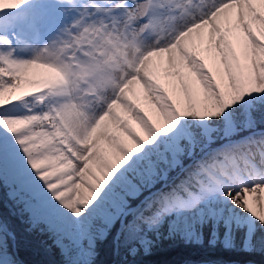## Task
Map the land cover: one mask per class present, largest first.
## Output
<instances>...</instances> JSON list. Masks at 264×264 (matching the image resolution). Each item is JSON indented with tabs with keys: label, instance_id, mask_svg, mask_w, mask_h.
Returning a JSON list of instances; mask_svg holds the SVG:
<instances>
[{
	"label": "snow or ice",
	"instance_id": "snow-or-ice-1",
	"mask_svg": "<svg viewBox=\"0 0 264 264\" xmlns=\"http://www.w3.org/2000/svg\"><path fill=\"white\" fill-rule=\"evenodd\" d=\"M261 108L264 0H0V167L65 223L86 225L131 172L141 186L128 181V194L149 193L140 221L189 216L194 224L173 230L189 241L208 223L218 239L223 225L229 249L244 230L242 247L254 251ZM183 156L194 160L188 176L152 191ZM10 238L0 219V264H18Z\"/></svg>",
	"mask_w": 264,
	"mask_h": 264
},
{
	"label": "rangeland",
	"instance_id": "rangeland-1",
	"mask_svg": "<svg viewBox=\"0 0 264 264\" xmlns=\"http://www.w3.org/2000/svg\"><path fill=\"white\" fill-rule=\"evenodd\" d=\"M238 51L239 49H237V52ZM202 54L205 56V62L208 63L210 67H213L215 74L214 62L207 58V54ZM162 83H165V86L167 87L166 79L162 78ZM170 94L173 95V99H176L175 94L171 93V91ZM202 94L203 90L201 91V96ZM140 103L141 106L149 112V115H153V113L157 111L154 106H149L143 99L140 101ZM262 116H264V113ZM136 127L138 128V125ZM262 129H264V127H262ZM256 130L259 131L261 129L257 128L256 126ZM244 135H247V133H244ZM213 147H215V145H213ZM199 155L200 152L198 150L197 158ZM183 160L187 161L186 164L193 167V158L183 156L180 158L181 164ZM181 168L182 167L174 166L170 169H167V171L161 175L160 180L156 182L155 187L151 190L156 191L157 189L167 185L170 181V172H178ZM7 169L0 167V181L5 187L7 196L19 206V209L24 213L25 220H27L29 226L40 223L41 227L49 232L51 235V242L57 247L65 263L75 264L89 261L95 252V239H102L115 222H117V227L114 236L119 235V231L124 228V234H126V238H128V236L134 230L140 228L137 223L132 222L130 225H127L128 223L124 220L125 214L127 212H130L136 216V206L140 205L141 201L144 200V197L149 194L147 189L142 188L141 192L145 193L141 196V198L134 205L127 204L128 197H134L133 195L128 194L130 191L128 181H131L132 184L137 186H141L140 177L136 173H128L127 179L114 187L112 193L107 198L104 205L93 215L88 223L86 225L80 226L74 225L72 223H65L51 214L39 211L36 208L38 201L35 198V192L27 187L22 186L14 174L11 176L8 174ZM109 183H111V181H109ZM105 187H107V185ZM97 199H99V197ZM93 203H95V201ZM125 205L130 206V208L129 210L125 211L124 215H120V210L124 208ZM152 211L154 212L155 210ZM151 214L152 213L150 212V215ZM73 219L77 218L73 217ZM190 223H195L193 218L189 216L180 217L175 214L161 218L155 228H151L149 224L142 222L143 226H141L142 231L140 236L137 239L128 238L125 241L130 244L127 248V251L128 253H133L136 251L147 252L150 248L156 247L165 241L174 240L191 243H200L205 240L206 243H218L219 245L223 246V241L225 238V229L223 225L219 226L218 239H215L213 236V227L211 223H208L203 227V233L199 241H189L188 239L184 238L183 235L173 234L174 229H180L182 231ZM239 232H241L242 246L244 230H240ZM205 233L206 238H203ZM261 237H264V232H257V247L260 246L259 240Z\"/></svg>",
	"mask_w": 264,
	"mask_h": 264
},
{
	"label": "trees",
	"instance_id": "trees-1",
	"mask_svg": "<svg viewBox=\"0 0 264 264\" xmlns=\"http://www.w3.org/2000/svg\"><path fill=\"white\" fill-rule=\"evenodd\" d=\"M263 113L264 108L253 113L257 121L256 126L260 129L264 127V123L261 122ZM186 162L182 161L183 167L178 172H170L168 186L179 183L188 176V170L192 166ZM144 193L128 197L127 204L134 205ZM144 215L148 217L150 212H145ZM0 219L15 236L14 239L8 240L9 259L16 260L18 264H70L63 261L57 247L51 242V235L41 227L40 223L33 226L28 225L24 213L7 196L1 181ZM124 220L128 223L127 225L132 222L139 225L140 228L128 236V238L137 239L142 231V222L130 212L125 214ZM116 223L102 239H95V252L92 258L87 262L75 264H264V249L261 245L256 246L254 251H245L241 246V232L239 231L235 233V247L230 249L218 243H206L205 240L200 243L174 240L165 241L150 248L147 252L128 253L127 248L130 244L125 242L128 239L123 231L125 229H121L119 235L114 236ZM203 238H206V233Z\"/></svg>",
	"mask_w": 264,
	"mask_h": 264
},
{
	"label": "bare ground",
	"instance_id": "bare-ground-1",
	"mask_svg": "<svg viewBox=\"0 0 264 264\" xmlns=\"http://www.w3.org/2000/svg\"><path fill=\"white\" fill-rule=\"evenodd\" d=\"M239 52V51H238ZM202 90H200V92H201ZM7 172H8V174L11 176V175H13V172H12V169H11V166H9V168L7 169ZM1 175V174H0Z\"/></svg>",
	"mask_w": 264,
	"mask_h": 264
}]
</instances>
